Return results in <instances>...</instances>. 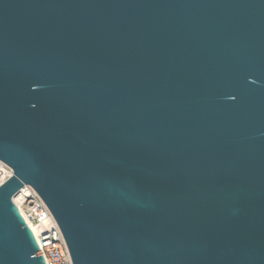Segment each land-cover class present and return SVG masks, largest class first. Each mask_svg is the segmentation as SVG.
Returning a JSON list of instances; mask_svg holds the SVG:
<instances>
[{
    "label": "water",
    "instance_id": "water-1",
    "mask_svg": "<svg viewBox=\"0 0 264 264\" xmlns=\"http://www.w3.org/2000/svg\"><path fill=\"white\" fill-rule=\"evenodd\" d=\"M0 264H264V0H0Z\"/></svg>",
    "mask_w": 264,
    "mask_h": 264
},
{
    "label": "built area",
    "instance_id": "built-area-1",
    "mask_svg": "<svg viewBox=\"0 0 264 264\" xmlns=\"http://www.w3.org/2000/svg\"><path fill=\"white\" fill-rule=\"evenodd\" d=\"M14 202L33 230L46 263L73 264L63 232L37 190L30 184H24Z\"/></svg>",
    "mask_w": 264,
    "mask_h": 264
},
{
    "label": "bare ground",
    "instance_id": "bare-ground-1",
    "mask_svg": "<svg viewBox=\"0 0 264 264\" xmlns=\"http://www.w3.org/2000/svg\"><path fill=\"white\" fill-rule=\"evenodd\" d=\"M7 166L8 165L0 159V185L3 184L13 175L12 168L8 169ZM16 198H17V194H15L14 200H16Z\"/></svg>",
    "mask_w": 264,
    "mask_h": 264
}]
</instances>
